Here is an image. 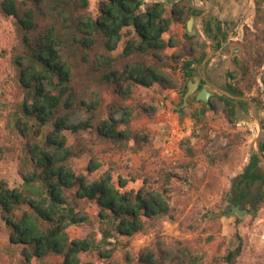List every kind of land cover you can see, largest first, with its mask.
Wrapping results in <instances>:
<instances>
[{
    "label": "trees",
    "instance_id": "trees-1",
    "mask_svg": "<svg viewBox=\"0 0 264 264\" xmlns=\"http://www.w3.org/2000/svg\"><path fill=\"white\" fill-rule=\"evenodd\" d=\"M0 12L12 17L17 27L18 43L11 60L24 98L11 121L27 146L23 181L17 186L0 182V212L11 230L10 242L22 247V264H103L82 258V253L93 250L105 264H119L113 253L120 237H131L170 213L172 177L165 175L157 188L146 182L128 188L127 181H115L109 171L92 177L102 162L82 132L92 131L116 143L139 139L131 129L133 108L125 101L136 86L175 88L170 70L175 62L184 80L193 78L194 64H200L201 58L193 48L185 54H167L179 42L166 34L173 22L197 10L164 0L149 4L146 0H102L93 15L90 0H0ZM206 31L219 47L226 39L220 20H208ZM185 36L194 37L188 32ZM123 40V49L114 54ZM111 86L118 100L105 105L104 111L103 90ZM226 90L237 97L244 94L232 80ZM186 91L187 84L182 101ZM260 153L264 155V144ZM260 153L251 156L238 176L244 188L255 182L264 185ZM85 154L90 159L85 172L79 173L71 161ZM80 200L96 202L100 218L113 225L103 230L100 241L70 234L71 225L89 220L78 207ZM242 250L240 238L219 259L239 264ZM53 255L60 260L48 261ZM138 259L146 264L199 263L183 246L175 253L150 249Z\"/></svg>",
    "mask_w": 264,
    "mask_h": 264
},
{
    "label": "rangeland",
    "instance_id": "rangeland-1",
    "mask_svg": "<svg viewBox=\"0 0 264 264\" xmlns=\"http://www.w3.org/2000/svg\"><path fill=\"white\" fill-rule=\"evenodd\" d=\"M101 1L90 0L93 15L98 13ZM151 1L146 0L147 4ZM166 2L197 10L192 34L187 29L192 15L172 23L166 36H172L179 45L166 52L175 56L195 50L202 62L194 64V74L211 93L210 106L197 100L195 94L188 103L182 101L188 80L181 76L175 62L176 69H170L175 88L136 86L125 101L133 108L131 129L138 140L116 143L92 131L82 132L102 162L92 177L109 171L115 181H127L128 188H138L144 182L157 188L165 175L172 177L168 185L172 194L170 213L131 237H120L113 259L119 264H146L138 257L150 249L175 253L183 246L199 258L197 264H227L219 258L241 238L243 250L238 263L264 264V185L255 182L244 188L238 184V176L264 144V0ZM213 18L222 21L227 33L220 47L206 31L207 21ZM186 32L194 37L187 38ZM17 43L14 19L0 12V182L9 186L23 181L27 158L26 141L11 121L24 98L11 60ZM124 45L123 40L114 54ZM230 80L244 92L242 97L226 90ZM103 98L106 111L105 105L118 100L113 86L103 90ZM260 154L264 173V155ZM89 159L85 154L71 164L77 172H85ZM78 204L89 220L71 225L70 234L100 241L103 230L111 228L112 223L100 218L96 202L80 200ZM10 231L0 212V264H22V247L10 242ZM82 258L106 263L94 250L82 253ZM47 260L56 263L60 258L53 255Z\"/></svg>",
    "mask_w": 264,
    "mask_h": 264
},
{
    "label": "water",
    "instance_id": "water-1",
    "mask_svg": "<svg viewBox=\"0 0 264 264\" xmlns=\"http://www.w3.org/2000/svg\"><path fill=\"white\" fill-rule=\"evenodd\" d=\"M195 16L192 15L188 22H187V29L189 33H193V20ZM200 83H201V77L198 74L193 75V78L190 79L187 83V91L184 95V103H188L187 99L195 94V97L197 100L204 101L206 103V106L209 107V99L211 96V93H209L207 90V87L200 88ZM204 113V110H201V114Z\"/></svg>",
    "mask_w": 264,
    "mask_h": 264
},
{
    "label": "flooded vegetation",
    "instance_id": "flooded-vegetation-1",
    "mask_svg": "<svg viewBox=\"0 0 264 264\" xmlns=\"http://www.w3.org/2000/svg\"><path fill=\"white\" fill-rule=\"evenodd\" d=\"M195 75V74H194ZM204 87V84L203 83H200V88H203Z\"/></svg>",
    "mask_w": 264,
    "mask_h": 264
},
{
    "label": "crops",
    "instance_id": "crops-1",
    "mask_svg": "<svg viewBox=\"0 0 264 264\" xmlns=\"http://www.w3.org/2000/svg\"><path fill=\"white\" fill-rule=\"evenodd\" d=\"M164 1H166V0H164ZM173 1H175V0H173Z\"/></svg>",
    "mask_w": 264,
    "mask_h": 264
}]
</instances>
